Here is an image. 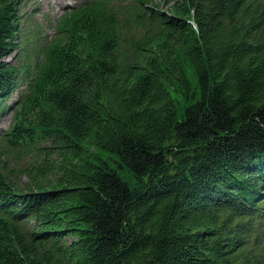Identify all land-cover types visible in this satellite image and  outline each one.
Segmentation results:
<instances>
[{
    "label": "trees",
    "instance_id": "obj_1",
    "mask_svg": "<svg viewBox=\"0 0 264 264\" xmlns=\"http://www.w3.org/2000/svg\"><path fill=\"white\" fill-rule=\"evenodd\" d=\"M82 1L0 0V264H264V0Z\"/></svg>",
    "mask_w": 264,
    "mask_h": 264
},
{
    "label": "rangeland",
    "instance_id": "obj_2",
    "mask_svg": "<svg viewBox=\"0 0 264 264\" xmlns=\"http://www.w3.org/2000/svg\"><path fill=\"white\" fill-rule=\"evenodd\" d=\"M79 0H22L20 6V13L22 16V21L24 22V32L27 31V41L21 47L14 51H11L6 58V61L11 65L25 66L26 59L34 56L36 52V46L39 42L49 40L55 35L54 24L56 19L62 15L63 11L67 7L75 5ZM158 2V8L162 11H167L170 8V4L166 0H156ZM126 0H122L117 7L125 6ZM26 30V31H25ZM25 60V61H24ZM23 84L16 85L11 94L6 99V105H11L15 99L18 98ZM12 122V111L6 110L4 114L0 115V131H3L9 127ZM14 154L13 152L10 155ZM6 156L5 153L0 157L1 160H5L7 166H14V158ZM30 156L20 157L18 156V161L15 162L18 167L17 180L26 181L27 177L25 174L21 173V169L29 164ZM22 174V175H21Z\"/></svg>",
    "mask_w": 264,
    "mask_h": 264
},
{
    "label": "bare ground",
    "instance_id": "obj_3",
    "mask_svg": "<svg viewBox=\"0 0 264 264\" xmlns=\"http://www.w3.org/2000/svg\"><path fill=\"white\" fill-rule=\"evenodd\" d=\"M78 2H83V1H80V0H79Z\"/></svg>",
    "mask_w": 264,
    "mask_h": 264
}]
</instances>
